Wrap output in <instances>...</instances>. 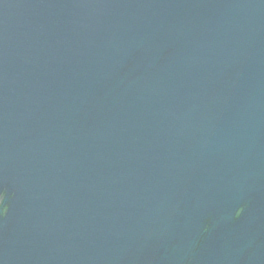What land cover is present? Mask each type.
<instances>
[{
  "label": "water",
  "instance_id": "95a60500",
  "mask_svg": "<svg viewBox=\"0 0 264 264\" xmlns=\"http://www.w3.org/2000/svg\"><path fill=\"white\" fill-rule=\"evenodd\" d=\"M0 264H264V0H0Z\"/></svg>",
  "mask_w": 264,
  "mask_h": 264
},
{
  "label": "snow or ice",
  "instance_id": "6c2138e0",
  "mask_svg": "<svg viewBox=\"0 0 264 264\" xmlns=\"http://www.w3.org/2000/svg\"><path fill=\"white\" fill-rule=\"evenodd\" d=\"M2 193H3V198H4L5 193H4V192H2ZM3 198H2V199H3Z\"/></svg>",
  "mask_w": 264,
  "mask_h": 264
},
{
  "label": "trees",
  "instance_id": "16d2710c",
  "mask_svg": "<svg viewBox=\"0 0 264 264\" xmlns=\"http://www.w3.org/2000/svg\"><path fill=\"white\" fill-rule=\"evenodd\" d=\"M5 209H6V207H5V208H3V212L5 211Z\"/></svg>",
  "mask_w": 264,
  "mask_h": 264
}]
</instances>
